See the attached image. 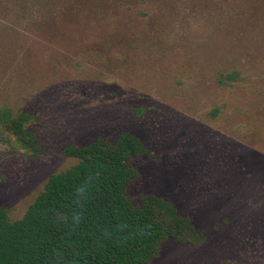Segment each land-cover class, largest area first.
<instances>
[{
    "label": "rangeland",
    "instance_id": "1",
    "mask_svg": "<svg viewBox=\"0 0 264 264\" xmlns=\"http://www.w3.org/2000/svg\"><path fill=\"white\" fill-rule=\"evenodd\" d=\"M68 2L16 81L44 150L0 139V204L21 218L77 161L66 143L129 131L147 147L129 195L170 199L207 237L153 264H264V0Z\"/></svg>",
    "mask_w": 264,
    "mask_h": 264
},
{
    "label": "trees",
    "instance_id": "2",
    "mask_svg": "<svg viewBox=\"0 0 264 264\" xmlns=\"http://www.w3.org/2000/svg\"><path fill=\"white\" fill-rule=\"evenodd\" d=\"M78 0H0V139L31 157L43 142L34 113L19 104L17 80L32 74L35 32L50 29ZM219 72L226 79L236 72ZM18 96V97H17ZM62 152L77 161L52 173L25 214L0 204V264H153L165 242L207 241L192 218L168 198L129 195L147 153L134 133L72 139Z\"/></svg>",
    "mask_w": 264,
    "mask_h": 264
}]
</instances>
